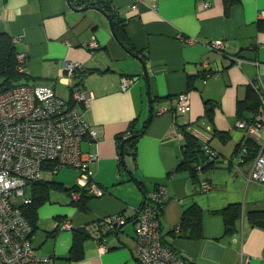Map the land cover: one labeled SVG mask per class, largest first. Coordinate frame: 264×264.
I'll use <instances>...</instances> for the list:
<instances>
[{
	"label": "crops",
	"instance_id": "1",
	"mask_svg": "<svg viewBox=\"0 0 264 264\" xmlns=\"http://www.w3.org/2000/svg\"><path fill=\"white\" fill-rule=\"evenodd\" d=\"M207 1L210 7L203 10L200 0H112L134 49L130 54L96 8L74 6L73 0H0V33L11 37L17 56L25 57L27 85H53L64 100H71L73 88L92 93L85 117L97 138L86 136L81 151L96 157L89 170L105 194L90 196L87 211H81L74 193L67 192L77 186V172L64 168L53 173L45 166L36 191L44 183L49 188L37 208L34 255L52 264H138L137 211L149 192L164 187L169 200L160 216L162 243L186 264H264V228L248 221L251 214L264 213V184L247 180L255 157L241 149L243 132L236 127L254 116L249 107L259 95L264 114V0ZM212 40H223L225 50L209 51ZM92 41L97 47H89ZM66 61L82 65L68 82L61 81ZM122 77L134 80L127 92L121 91ZM185 92L191 110L175 112L176 97ZM146 121L135 154L124 155L119 165L117 136ZM182 128L220 156L205 174L211 184L207 192L198 191L188 172L176 170ZM43 174L57 176L47 180ZM234 204L241 207V219L238 233L230 237L220 211ZM193 205L202 211L198 238L175 232L182 213ZM114 214L127 222L105 237L108 250L100 252L87 236L79 257L71 259L75 232ZM66 220L72 230L60 231L56 224Z\"/></svg>",
	"mask_w": 264,
	"mask_h": 264
},
{
	"label": "built area",
	"instance_id": "2",
	"mask_svg": "<svg viewBox=\"0 0 264 264\" xmlns=\"http://www.w3.org/2000/svg\"><path fill=\"white\" fill-rule=\"evenodd\" d=\"M209 7L207 0H200L201 9ZM182 40L195 42L190 38ZM89 47H97L96 42H90ZM206 48L222 53L226 44L223 40H212ZM17 62V70L23 72L25 57L18 55ZM81 70L80 62H64L61 81H71ZM133 83L132 78L122 77L121 91L127 92ZM252 87L257 91L256 85ZM259 97L263 102V97ZM91 99L92 93L73 88L71 100H64L49 84L35 87L18 85L0 92V264H52L50 258L34 255L31 243L33 230L20 208L31 203L28 183L37 182L45 166L52 165L53 173L64 168L77 172L78 192L73 194L77 200L81 192L92 197L105 194L89 170V163L96 157L81 151V142L86 136L93 140L97 138L96 131L85 117ZM190 110L189 94H179L174 111L185 114ZM236 127L243 132L241 149L244 152H247V141L258 148L247 180L264 184V114L254 122L240 120ZM202 148L206 155L205 164L213 163L215 166L220 161L219 154L207 144H203ZM195 171L201 175L202 166H197ZM197 189L201 193L207 192L211 184L202 181ZM168 200L166 189L158 187L145 196L137 211L135 258L138 264H186L180 255L162 243L160 216ZM126 222L124 216L114 214L96 220L85 226L84 230L88 237L97 242L100 252H106L105 237L119 232ZM56 226L60 231L72 230L67 220ZM175 232H180L179 226Z\"/></svg>",
	"mask_w": 264,
	"mask_h": 264
},
{
	"label": "trees",
	"instance_id": "3",
	"mask_svg": "<svg viewBox=\"0 0 264 264\" xmlns=\"http://www.w3.org/2000/svg\"><path fill=\"white\" fill-rule=\"evenodd\" d=\"M75 3L74 6H80L83 9L87 8H96L103 12L107 18H109L112 26V32L117 40V42L130 54H135L133 47L131 46L129 40L127 39L124 32V21L121 20L114 10L112 5V0H73ZM72 2V1H71ZM18 62H17V53L15 50V46L6 33H0V92H3L7 89H10L14 86L18 85H27L28 76L23 72H19L17 70ZM77 74V73H76ZM76 78V75H75ZM253 91V90H252ZM206 112H210L211 108L208 103H206ZM261 102L257 96V100L249 107L251 111L254 112V116L245 120L247 122H254L257 117H261L262 113L260 111ZM148 126V122L138 129L134 127L132 124L129 127V130L122 136H117V149H118V163L121 164L123 156L126 154H135L136 143L138 139L144 134L145 129ZM183 134L184 142L182 145L181 152V160L177 165V171H186L190 175V178L197 186L202 181H207L205 179V174L209 172L214 167L213 163L206 162V155L202 148V145L187 132L184 128L181 129ZM247 145V153L249 152V157H255L258 151V148L255 144L250 141L246 142ZM202 166V174L198 175L195 171L196 167ZM48 167L52 170V165H48ZM40 182L28 183V194L31 199V203L29 205L21 206V210L23 216L29 222L34 230L36 225V213L38 206L43 203L47 198V188H49L48 183H44L45 188L36 191L37 186H39ZM31 190V192L29 191ZM67 192L75 193L78 192L77 187H73ZM91 198L87 196L84 192L80 193L79 199L75 202L76 206L81 211H87L85 203ZM224 222V233L227 236H235L238 233L237 224L241 219V207L240 205H229L220 211ZM248 221L251 225L257 226L260 228H264V213H253L249 216ZM201 222H202V211L198 206H191L186 209L181 216L180 231H188L190 233L189 237L198 238L201 236ZM85 232L77 231L75 232V237L73 240L72 248H71V259L78 258L79 252L81 250V245L84 239L87 238Z\"/></svg>",
	"mask_w": 264,
	"mask_h": 264
},
{
	"label": "rangeland",
	"instance_id": "4",
	"mask_svg": "<svg viewBox=\"0 0 264 264\" xmlns=\"http://www.w3.org/2000/svg\"><path fill=\"white\" fill-rule=\"evenodd\" d=\"M56 176L55 175H51V174H47V175L43 174L42 178L47 179V180H51V179H54V177H56Z\"/></svg>",
	"mask_w": 264,
	"mask_h": 264
},
{
	"label": "water",
	"instance_id": "5",
	"mask_svg": "<svg viewBox=\"0 0 264 264\" xmlns=\"http://www.w3.org/2000/svg\"><path fill=\"white\" fill-rule=\"evenodd\" d=\"M144 72H145V70H144Z\"/></svg>",
	"mask_w": 264,
	"mask_h": 264
}]
</instances>
